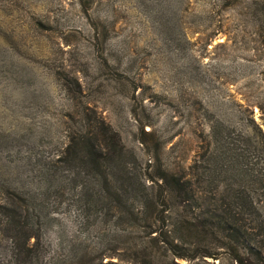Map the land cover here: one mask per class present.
<instances>
[{
	"label": "rangeland",
	"instance_id": "1",
	"mask_svg": "<svg viewBox=\"0 0 264 264\" xmlns=\"http://www.w3.org/2000/svg\"><path fill=\"white\" fill-rule=\"evenodd\" d=\"M84 103L141 171L158 154L189 165L217 122L257 138L248 119L264 131V0H0V171L38 192L51 220L44 258L61 264L96 237L46 167L65 141L64 113Z\"/></svg>",
	"mask_w": 264,
	"mask_h": 264
},
{
	"label": "trees",
	"instance_id": "2",
	"mask_svg": "<svg viewBox=\"0 0 264 264\" xmlns=\"http://www.w3.org/2000/svg\"><path fill=\"white\" fill-rule=\"evenodd\" d=\"M75 82L67 84L77 97ZM63 116L65 141L46 167L68 187L81 231L96 235L79 245L76 264H264V131L253 117L257 138L217 122L213 146L189 165L158 154L141 171L128 166L119 131L94 106ZM8 174L0 171V264H61L44 258L51 220L38 192L11 185Z\"/></svg>",
	"mask_w": 264,
	"mask_h": 264
}]
</instances>
